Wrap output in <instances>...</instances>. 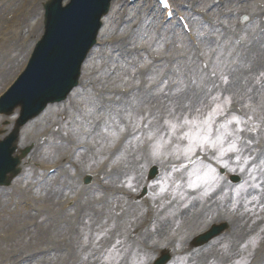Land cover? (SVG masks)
<instances>
[{"label":"rangeland","instance_id":"rangeland-1","mask_svg":"<svg viewBox=\"0 0 264 264\" xmlns=\"http://www.w3.org/2000/svg\"><path fill=\"white\" fill-rule=\"evenodd\" d=\"M177 7H181L183 3H188L190 7L193 10L202 9L200 7H208V3L212 4L213 2H216L217 0H204L203 2L201 0H174ZM0 2H3L5 5V8L3 11L0 12V23L6 18L8 15L6 13L7 6L11 5L13 8L15 6L22 8L24 11L23 13H27V15H33L35 14V10L37 13L38 19H32L28 20L26 19L23 23V25H19V30L17 31V34H15L12 31H7L4 35H2V29H0V82L2 80H6L9 78V76L12 74L14 75L19 66L21 60H23L28 54L26 48L31 40H33L37 34L39 33L41 29V9L38 5L37 7H30V6H24L23 0H19L18 2H12L11 0H0ZM124 7L120 9L119 4L111 11L110 17L107 19L104 30L101 33L102 39L107 37H120L125 36L127 45L131 49V53L127 58H121L118 56H114L113 59H106V56L102 51H96L93 56L89 59L90 64L86 65V71L83 74V80L88 86L89 81L93 82V80L98 81L99 83H104L108 80H111V83L114 85L112 91L118 96H109L113 97L118 103H120L127 112H129L133 117L137 120L140 119V126H138L134 132L135 133L139 130V132L143 133L145 128H141L144 125V122H147L146 126L147 128H150V130H154L155 128L162 127L164 128L163 131L168 130L170 127L167 124L166 127H164L163 119L164 118H170L174 119L171 122L178 123L179 120L176 119V117H182L183 115H190V114H196V115H202L206 111H208L214 104L213 100H208L210 98V95L214 93V90L211 89V92L206 91L207 93V99L204 98V104H198L197 107L200 108L199 112L191 111L188 112L186 110H182V108L176 107L175 104L169 101H164L161 103L159 108L156 109H150L148 107H143V103L140 101V99L137 96H133L132 88H137L138 90L145 87V92H151L152 94H163L169 93L173 94L175 93V87L171 86V84H174L171 77L173 76L172 71L165 70L162 67H155L154 69H151L152 64L154 63V57H162L166 56L167 60H171L174 56V53L177 51L179 52L181 48H184L186 50L187 43L180 44L175 49L171 50V53L162 55L160 52H158L156 49L161 46V50L163 48H166L164 43H161L160 40L156 39L155 35V21L151 23L150 25L147 24L144 21L139 20L135 15L137 13V10H127L129 15L124 16L123 18L119 19V16L125 12H123ZM220 11L226 12L225 16L230 19H220L219 22H222L225 26H232L234 25L239 31L242 33H237L235 36H229V38H234V41L238 39V36H245V33H243L245 26H248L251 24V22L247 23V25H240L238 23V20L240 19L239 16L233 17L231 12L232 11H245L253 20V17H256L258 22L260 23V26L264 24V0H226V5L223 7ZM219 11V12H220ZM22 13V15H23ZM134 13L135 15H133ZM218 13V12H214ZM217 19H219V16L216 15ZM27 31L24 33V31ZM205 34V31L200 32V37L202 38ZM7 39H16L15 44H5L3 41ZM121 41L119 42V44ZM205 45V43H204ZM22 48V49H21ZM169 48L166 49H170ZM107 52V50H106ZM262 56H259V67H262V73L264 74V45L261 48ZM108 53V52H107ZM197 53L201 56V59L196 63L195 71L199 72L200 76H203L206 81H209L212 79L211 82H216L218 85H220L221 82V76H228L229 78L232 77V72H230L232 66L236 63V56L233 54H230L226 56V53H224L223 50L216 53H210V51L204 50L202 47L200 51H197ZM24 54V55H23ZM109 54V53H108ZM163 59V57H162ZM210 67L209 70H211V73H209V70L207 73H203L201 71V67ZM205 71V69H203ZM206 72V71H205ZM213 73H215V76H213ZM192 78V74L187 76L186 81L190 82ZM255 78H258L255 80ZM231 79V78H230ZM264 80V75L261 77H258L257 74L251 75V79L248 82V85L244 87V96L241 98H237L239 103L236 104V106L230 105V104H220L223 108H217V105L214 106L210 112L208 113V118L214 120V127L218 129L221 124L225 123L227 120L232 119L233 116L239 117L235 113V108L238 107L243 110L244 115L242 117H239L242 121H249V115L254 120L253 122L250 121L251 126H256V128H264V110L262 103L264 102V86L258 87V93H261L259 97L254 93H248V96L250 99L253 100H245L246 92L249 90L250 87L254 86L257 82ZM9 80L6 82L8 83ZM166 82V83H165ZM1 86V85H0ZM163 89V91H159V89ZM126 89L131 90V95L129 97H126L124 95V91ZM1 90V89H0ZM232 94L234 96V91L231 89ZM90 94V88L86 91H82L79 89L77 93H75L72 97V101L74 103V107H79L83 111H85L87 114L88 110L87 107H85V103H87L86 98ZM104 98V97H102ZM118 99H124L125 102L122 104L120 100ZM244 108H249L250 110L246 113ZM172 109H175V111L172 112L170 115V111ZM176 109H179V111H176ZM215 109V111H213ZM62 108L60 110L53 108L50 113L54 115H60L62 112ZM66 111H71V113H74V110L70 107L65 109ZM71 117V116H70ZM80 121L83 120V118H78ZM133 119V118H132ZM255 120H258L255 122ZM4 121L3 118L0 117V129H1V123ZM126 126H128L129 120H127L124 123ZM229 127H237V124L233 122ZM249 140L253 141L254 138L247 137ZM133 141V140H131ZM261 141V140H258ZM176 152H179V149L176 150ZM230 152H225V154H228ZM128 161H124L122 164L126 167L122 173L125 174H131L126 173L128 169H131L132 171H136V169L132 168L131 166H136V168L140 171L142 174L143 171L146 169V167L149 165L148 161H143L142 164L136 165V161L134 157L126 158ZM99 158L95 159L91 163V167L94 168L98 163ZM158 162L160 165L164 164L166 161L158 159ZM234 161L232 160L231 156H227V166L229 168L233 167ZM112 162H104L102 161V165L108 166L109 168L106 171H102L103 174L109 173L113 166ZM129 164V165H128ZM226 168L227 171L235 172L232 170H229L228 167L224 164L222 165ZM212 171V170H211ZM123 178L116 177L115 180L112 183H109L107 180L104 182L109 187H116L119 183V181L125 180L127 176ZM133 174V173H132ZM211 175L214 177V173L211 172ZM135 176V175H134ZM136 177V176H135ZM216 181H218L221 186L224 189L230 190V187L225 185L222 180H220L217 177H214ZM63 180H65L63 178ZM109 180V179H108ZM262 190L259 191V196L262 197V191H264V183L261 185ZM33 188L31 196L33 197H39V205H40V212L34 213V212H24L22 202L26 198H28V195L25 191H22L20 193L15 194L11 201L13 202L11 204L10 199L8 197H3L2 194H0V197L6 202L7 206L1 202L0 199V210L11 212L7 215H2L0 217V226L7 227V223L4 220H9L14 224V232L19 238L25 239L29 246L27 249L30 248V246L35 245L36 242H38L41 246L47 245V240L45 239L48 228H51L53 230V238L51 243L55 247V253L52 256L39 258L38 264H42L43 261L48 260L52 257L55 258L57 264H89L86 263L83 258H85L82 255L81 252V243L84 235V224L90 223L93 224L96 221H89L83 218L79 212L81 206L84 205V199L88 197V195L80 196V199L75 201L73 205L70 207V209L63 210L61 205L57 204L58 202L49 196V188L46 186H39V187H31ZM29 188L28 190H30ZM135 186L129 187V189L133 190ZM27 190V191H28ZM78 192V185L76 182H72L70 184V197L74 198L76 196V193ZM65 189L63 187L60 188V193L56 194L55 197L60 196L61 200L60 202L63 203L65 200L64 197ZM57 204V205H53ZM158 203L151 202V206L155 208V206ZM180 205V204H179ZM220 206V208L218 207ZM229 205L228 204H220L216 203L215 213L206 220V222L201 226L203 228L207 223L213 221V220H226L229 223L232 224V226H235L236 228L232 231V237L230 240L238 239L241 242V239L244 237V233H247V231H251L255 229V225L246 223L242 224L244 217L236 214H228L227 209ZM52 210V212L50 211ZM156 209V208H155ZM145 211V208H141L139 210L132 209L130 213H123L122 220L120 223L116 224V229L113 231L115 235L123 237L125 240L128 238L129 240H133V230L134 226L138 225V222L141 220L140 216ZM120 212V211H119ZM70 213V214H69ZM2 214V213H1ZM38 214H40L38 216ZM69 214L70 218L66 215ZM195 217V218H194ZM238 217V220H235ZM79 220V223L81 225L74 224L75 220ZM162 217L158 216L155 219H151L153 222H159L161 221ZM196 216L191 215L188 216V220L186 218H183L182 221L184 223V227L180 229L179 233V241L176 240V235L179 232V225H176L174 223L172 227L166 229L163 233V235H159L156 238H154V243H157L161 246H164L166 244H173V243H179L182 242V237L185 236L188 230L195 229L198 226V223L202 221V219L199 220L197 224L195 223ZM24 221H30L34 223L35 228L37 230V238H34L32 236L25 237V232H30L32 230V226H28L25 224ZM105 223L100 222L97 226L101 227ZM148 228V226H146ZM77 230L76 233H74ZM68 234L66 242L59 243V239H61V235ZM264 236V234H263ZM37 239V241H36ZM188 238H186L185 243ZM164 240V241H163ZM161 241V242H159ZM144 240H140V242L130 241L123 243L126 247L127 253L124 255L123 258H130V255L128 252L130 250L135 249V253L143 252L140 251L141 243H143ZM159 242V243H158ZM185 246V244H184ZM225 244L222 245V249L224 248ZM184 248V247H183ZM155 244L152 245L148 252H143L141 255V258L132 259L135 261L136 264H143L144 262L147 263L151 260H153L157 255L155 253ZM241 251V249H240ZM240 251H237L235 254L228 256V250L226 251H220L218 253H210L206 256H196L194 261L191 264H197L205 261L206 259L210 257H219L220 259H226L229 260L236 254L240 253ZM262 253V250L260 247L254 252L253 258H255L256 255H259ZM17 254L14 253L12 255V258H8L6 261L8 263L3 264H12L14 262V259L16 258ZM258 258H255V260H258L257 263L252 260V264H264L262 257L259 255ZM13 261V262H12ZM251 262V260H250ZM177 261H175L173 264H176ZM1 264V262H0ZM98 264H102V262H98ZM129 264V263H128ZM251 264V263H250Z\"/></svg>","mask_w":264,"mask_h":264},{"label":"snow or ice","instance_id":"snow-or-ice-1","mask_svg":"<svg viewBox=\"0 0 264 264\" xmlns=\"http://www.w3.org/2000/svg\"><path fill=\"white\" fill-rule=\"evenodd\" d=\"M60 2L61 0H54V4L49 5V7H55L59 9ZM69 7H71V5H69ZM165 7H167L166 2H165ZM64 11H67V9H65ZM168 15L171 16L172 14L169 13ZM57 75L58 74L55 69L51 70L49 73H46L45 76L43 77L42 86L55 87L57 84ZM213 76H215V73H213ZM221 81L224 84L229 83L228 78L224 75L221 76ZM181 83L183 82L181 81ZM191 84H196V81L192 80ZM199 87L200 85H197V88ZM213 87L218 89L220 86L218 84L213 83ZM159 91H163V89L161 88L159 89ZM208 92H211V89H208ZM168 95L169 93H165V96ZM173 95H176L177 99L172 101V103L175 104L176 107L182 108V110H186L188 112H191L193 110L199 112L200 108L197 107V105L204 104V100L200 97L199 93L197 91H192L190 88L187 91L184 88L177 89V92L173 93ZM205 95H207V93H205ZM212 99L219 100V97L213 96ZM224 103H230V101L227 98H225ZM217 108H221V110H223L220 104L217 105ZM173 111H175V109H172L169 114L171 115ZM213 111H215V109H213ZM176 119L177 120L183 119L184 124L190 126L196 125L195 119L190 120L187 117H176ZM233 122L237 124V128L234 130H229V125H231ZM165 123L169 125V127L172 129L173 132L178 127H183V125H178L171 121H165ZM209 123L210 121L207 119L203 121V125L205 126L209 125ZM246 123L247 121H242L239 117L233 116L232 119H229L225 123L220 125V128L223 129L224 131L218 130L214 138L210 128H207L206 130H202L201 132H198L196 135H192L190 131H185L183 135L178 137L179 139L187 138L189 141V146L184 153L185 157L190 160L192 158V155L195 154L194 149L198 147L201 149L209 148L213 152L219 151L221 156L224 155L225 152H235L237 153L236 160L237 162H240L241 156L245 151V148L251 144V140H244L243 144H241L242 137L239 135V133L250 131V129H247L245 127H240L241 124H246ZM253 127L255 128L256 126L254 125ZM226 137H231V141L227 149L223 147L224 140ZM243 162L247 164L249 162V157H243ZM260 163L264 164V160H261ZM185 167H187V165H185ZM189 186L192 187L193 190H195V188L197 187V185L194 182Z\"/></svg>","mask_w":264,"mask_h":264},{"label":"bare ground","instance_id":"bare-ground-1","mask_svg":"<svg viewBox=\"0 0 264 264\" xmlns=\"http://www.w3.org/2000/svg\"><path fill=\"white\" fill-rule=\"evenodd\" d=\"M17 20V16L16 15H13L12 16V21L13 22H16ZM251 28V36L252 37H256L258 35V27H257V24H253L250 26ZM223 38H227V33H226V30L224 29L223 31ZM248 41L249 39L246 38V39H242L241 40V43H240V46L238 47L237 49V52L238 53H241L242 54V61L244 63V67L242 69H240L236 75L237 76H242L244 71L245 70H248L252 73V69L249 70L246 66H245V63H247L248 61H250V59L252 58L251 54H254L255 52H258V49L257 48H254V49H248L247 48V44H248ZM260 42V39H258V43ZM211 46L212 47H216L217 44L214 42V43H211ZM231 47L230 45H225L223 47V50L225 51H228L230 50ZM244 53V54H243ZM167 66V65H165ZM169 68H175V69H178L179 70V67L182 69L180 73L177 74L178 77H186L187 74L186 72L187 71H192V69L194 68V63L193 61L190 59L189 55L188 54H185L184 56L181 57V61L177 60V62L175 64H173L172 66H168ZM199 84H202L200 81H196V84H192V85H187L186 87V91L189 89V86H192L191 90L192 91H197L200 95V97L203 99L204 97V91H202V88L200 87L199 89H196L195 86L196 85H199ZM173 86V85H172ZM174 86H178V84H174ZM108 87V86H107ZM107 87L105 86H102V90H106ZM232 87L233 89L239 93V96L241 94V90H242V87L243 85L238 83V82H233L232 83ZM144 93V92H142ZM141 93V94H142ZM144 97L147 99L148 101V104L149 105H152V106H155L157 105L161 100L163 99H168V100H172L174 101L175 99H177V96L176 95H168V96H165L163 94H152L151 92H148L147 94L144 95ZM176 111H179V109H176ZM108 128V134H110L112 132V128L107 126ZM164 128H162L158 133H160V138H166V131H163ZM144 134L141 135V137L143 136ZM111 139V135H108L106 136L105 138V143H107L109 140ZM142 151H138L136 153L137 157L136 159L137 160H143V157L142 155H139V153H141ZM117 165V171L119 170V164L116 163ZM115 210L116 212L119 211V206L118 205H109V206H105V207H102V208H96L95 207V201H89L87 203V205L85 206V218H88L91 216L90 213L88 212H93L94 215L90 218L91 221L94 220V218H96L98 220V222H101L100 221V218H104L105 216H107L109 213H112V211ZM208 210V209H207ZM188 211L185 210L184 213H187ZM121 216V215H119ZM122 217V216H121ZM198 219H200L201 217H197ZM146 221L148 222V224H151V220H149L148 218L146 219ZM168 226V224H164V228H166ZM142 228L138 227V228H135V232L137 233L138 237H141L142 236Z\"/></svg>","mask_w":264,"mask_h":264},{"label":"water","instance_id":"water-1","mask_svg":"<svg viewBox=\"0 0 264 264\" xmlns=\"http://www.w3.org/2000/svg\"><path fill=\"white\" fill-rule=\"evenodd\" d=\"M90 2L91 0H72L71 7L67 10L68 17L71 20V28L79 39L88 34L94 35L98 27L99 12L90 6ZM56 61V59L53 60V62ZM68 86L69 81L67 77L61 78L55 87H51L45 92L39 91L33 93L29 91L27 86L19 85L11 97L14 99V104L20 102L27 110L34 112L39 105L44 104L55 93L66 92Z\"/></svg>","mask_w":264,"mask_h":264}]
</instances>
